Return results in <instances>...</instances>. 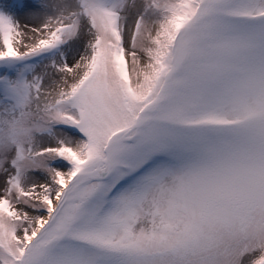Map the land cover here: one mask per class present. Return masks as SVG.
<instances>
[{
	"label": "snow or ice",
	"instance_id": "1",
	"mask_svg": "<svg viewBox=\"0 0 264 264\" xmlns=\"http://www.w3.org/2000/svg\"><path fill=\"white\" fill-rule=\"evenodd\" d=\"M0 264H264V0H0Z\"/></svg>",
	"mask_w": 264,
	"mask_h": 264
}]
</instances>
